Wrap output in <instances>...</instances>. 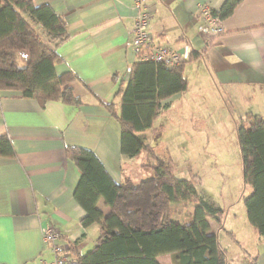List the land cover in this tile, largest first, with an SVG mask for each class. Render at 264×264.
Returning <instances> with one entry per match:
<instances>
[{
    "label": "crops",
    "instance_id": "crops-1",
    "mask_svg": "<svg viewBox=\"0 0 264 264\" xmlns=\"http://www.w3.org/2000/svg\"><path fill=\"white\" fill-rule=\"evenodd\" d=\"M225 1L146 0L154 42L180 52L189 47L195 54L185 65L188 90L165 100L156 129L142 134L155 148L167 146V141L154 143L153 137L166 131L167 115L176 114L180 106L183 112L191 105L190 115L201 116V121L215 113L213 100L225 106L221 114L264 117V0H241L223 21L224 32L206 43L200 30L204 9L219 10ZM35 3L51 4L67 22L69 37L56 46L62 57L56 72L78 76L73 88L84 104L49 101L42 107L20 91L0 92V135L7 134L17 152L16 158L0 156V264H54L57 254L43 236L48 224L61 233L60 244L74 242L82 253L95 245L99 225H82L86 212L74 198L81 171L67 157V146L94 151L118 183L126 178L138 182L151 174L143 166L146 153L130 158L122 152L120 123L105 107L115 102L121 111L116 93L136 61L134 0ZM105 205L100 199L98 206L107 214ZM157 260L174 264L171 254Z\"/></svg>",
    "mask_w": 264,
    "mask_h": 264
},
{
    "label": "trees",
    "instance_id": "trees-1",
    "mask_svg": "<svg viewBox=\"0 0 264 264\" xmlns=\"http://www.w3.org/2000/svg\"><path fill=\"white\" fill-rule=\"evenodd\" d=\"M240 1L226 0L212 13L226 20ZM68 37L66 20L51 4L0 0V92L20 91L42 107L49 101L70 107L84 104L73 88L78 76L73 71L56 72V64L62 61L56 46ZM194 56L192 51L189 61ZM187 62L168 66L136 60L116 93L121 111L115 102L105 104L120 123L122 152L130 158L146 153L143 166L150 167V175L138 182L126 178L118 183L94 151L66 147L67 157L81 171L74 198L86 212L82 225H99L96 243L86 253L69 243L79 264H160L157 257L162 254H171L174 264H227L228 251L211 231V221L221 224L224 210L199 194V174L179 177L171 154L159 155L142 135L156 129L154 122L167 107L165 100L188 90ZM245 118L238 127L243 178L251 189L244 203L248 221L264 238V117L248 113ZM0 156L17 157L7 134L0 135ZM102 198L110 208L107 214L98 206ZM188 202L194 204L192 218H173L172 206ZM248 264L260 263L255 257Z\"/></svg>",
    "mask_w": 264,
    "mask_h": 264
},
{
    "label": "rangeland",
    "instance_id": "rangeland-1",
    "mask_svg": "<svg viewBox=\"0 0 264 264\" xmlns=\"http://www.w3.org/2000/svg\"><path fill=\"white\" fill-rule=\"evenodd\" d=\"M212 108L215 113L202 121L201 116L190 115L191 105L185 106L183 112L180 106L176 114L167 115L166 131L153 137L154 143L167 141V148L160 146L156 150L162 156L171 154L179 177L190 178L191 172L199 174V194L224 210L221 224L211 221V231L228 251L227 264H248L257 256L258 262L264 264V238L248 221L244 203L251 189L243 178L238 127L246 118L229 112L221 114L225 106L214 100ZM172 207L173 218H192L193 203Z\"/></svg>",
    "mask_w": 264,
    "mask_h": 264
},
{
    "label": "built area",
    "instance_id": "built-area-1",
    "mask_svg": "<svg viewBox=\"0 0 264 264\" xmlns=\"http://www.w3.org/2000/svg\"><path fill=\"white\" fill-rule=\"evenodd\" d=\"M136 10L134 18V29L132 48L136 60H153L164 63L168 66L178 65L190 60L191 49L187 47L180 52L169 45L157 44L150 34L151 12L146 7V0H134ZM204 23L200 30L205 37V42L210 43L215 37L224 32V20L214 15L211 10L204 9ZM132 66L128 67L124 78L128 79ZM43 236L46 242L52 243V248L57 254L54 264H79L69 251V245L58 243L61 240V233L53 226L46 225L43 228Z\"/></svg>",
    "mask_w": 264,
    "mask_h": 264
}]
</instances>
